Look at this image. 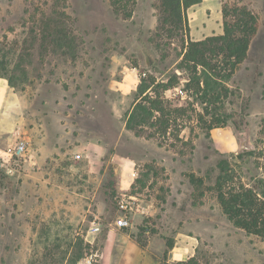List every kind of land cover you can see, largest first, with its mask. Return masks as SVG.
<instances>
[{"label":"rangeland","instance_id":"obj_1","mask_svg":"<svg viewBox=\"0 0 264 264\" xmlns=\"http://www.w3.org/2000/svg\"><path fill=\"white\" fill-rule=\"evenodd\" d=\"M224 3L248 5L259 24L212 107L224 121L217 123L177 67L187 39L222 33ZM47 16L58 26L42 24ZM160 16V0H135L127 18L109 0H0V75L22 104L33 154L0 160V264H148L120 242L105 247L120 213L116 200L128 195L135 197L133 226L114 230L139 246L149 236L159 246L182 226L178 219L196 215L209 234L198 264H264V238L232 225L214 187L223 174L264 199V0H201L171 36ZM173 72L179 83L164 93L167 134L127 130L141 78L166 81Z\"/></svg>","mask_w":264,"mask_h":264},{"label":"trees","instance_id":"obj_2","mask_svg":"<svg viewBox=\"0 0 264 264\" xmlns=\"http://www.w3.org/2000/svg\"><path fill=\"white\" fill-rule=\"evenodd\" d=\"M201 0H160L161 16L159 22L162 28L171 36L186 28L185 10L200 3ZM135 0H109L115 14L130 17ZM222 33L207 36L201 40L187 39L183 56L178 63V69L186 70L185 89L193 88V95L201 104L203 111L212 113L217 123L220 114L212 112V107L226 95L227 82L237 66L247 56V50L252 37L256 34L259 16L248 5L224 3L221 8ZM58 18V17H57ZM48 28L58 26L55 16H47L41 20ZM57 33V32H56ZM59 35V34H58ZM56 35L60 40V36ZM187 37V34H184ZM184 44V37L182 34ZM1 76V75H0ZM7 79L5 76H1ZM8 80V79H7ZM179 83V76L173 72L167 80L157 81L155 77L141 78L137 86L136 96L131 107L125 113V128L136 136L143 135L150 128L147 136L165 135L170 126L171 102L164 95L165 91L174 88ZM264 102V82L262 86ZM166 103V104H165ZM222 116V115H221ZM223 162H218L219 169L224 172ZM190 182H194L190 175ZM201 184L202 179H196ZM232 178L218 175L214 187L222 213L236 228L243 229L247 234L264 238V199L251 187L243 184L235 186ZM166 249L161 264H198L196 256L183 261L169 263L166 253L172 246V240L166 239ZM143 246V245H141ZM82 256L78 253L77 258Z\"/></svg>","mask_w":264,"mask_h":264},{"label":"crops","instance_id":"obj_3","mask_svg":"<svg viewBox=\"0 0 264 264\" xmlns=\"http://www.w3.org/2000/svg\"><path fill=\"white\" fill-rule=\"evenodd\" d=\"M23 108L22 104L18 101L13 87L9 84L8 80L0 77V154H4V150L12 146L17 139L26 138V126L24 125ZM208 218V217H207ZM204 218H197L196 215L187 216L181 220L178 219L177 223L182 224L181 227L176 229V232L170 238L172 246L167 250L166 261L176 262L183 261L189 257L196 256L199 248L200 241L204 237H209L205 233L204 227L199 230L197 222ZM113 229L107 231L105 237V247L113 248L118 242L122 248L131 250L135 254V259L140 263L143 259L144 263L152 264V256L163 255L166 249V239L160 238L159 246L155 236H149L146 239L144 246H139L133 240L128 239L123 234H117ZM199 230V231H198ZM159 264V263H157Z\"/></svg>","mask_w":264,"mask_h":264},{"label":"built area","instance_id":"obj_4","mask_svg":"<svg viewBox=\"0 0 264 264\" xmlns=\"http://www.w3.org/2000/svg\"><path fill=\"white\" fill-rule=\"evenodd\" d=\"M30 149L31 146L27 140L23 138L17 139L14 145L9 146L4 150L3 155L0 154V160L4 159V157L13 158L14 160H30L33 157ZM75 156L80 157V154ZM0 165H2V163ZM127 198L128 199L125 197H120L116 200L117 208L119 209L120 213L112 221V224L113 227L117 229H128L133 226V213L131 210H133L134 207L135 197L128 195ZM99 229V225L93 221L89 232H91V234H95ZM146 232H148V230H146ZM87 261L89 262V259Z\"/></svg>","mask_w":264,"mask_h":264},{"label":"water","instance_id":"obj_5","mask_svg":"<svg viewBox=\"0 0 264 264\" xmlns=\"http://www.w3.org/2000/svg\"><path fill=\"white\" fill-rule=\"evenodd\" d=\"M187 79H188V78H187L186 76H184V77H183V80H185V81H186Z\"/></svg>","mask_w":264,"mask_h":264}]
</instances>
